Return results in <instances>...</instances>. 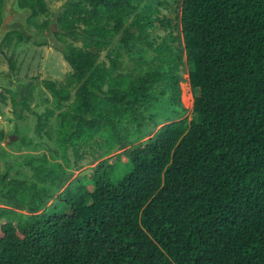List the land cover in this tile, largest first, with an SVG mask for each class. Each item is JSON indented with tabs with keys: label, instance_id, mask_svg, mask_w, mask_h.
Instances as JSON below:
<instances>
[{
	"label": "trees",
	"instance_id": "trees-1",
	"mask_svg": "<svg viewBox=\"0 0 264 264\" xmlns=\"http://www.w3.org/2000/svg\"><path fill=\"white\" fill-rule=\"evenodd\" d=\"M21 3L31 18L49 12L47 0ZM167 4L66 2L54 33L72 70L66 82L45 80L53 98L38 125L55 128L57 154L79 168L94 141L125 147V131L142 125L153 99L172 93L180 102L183 64L196 90L192 115L101 160L90 182L78 174L55 212L46 208L54 187L44 185L55 165L34 166L35 180L0 173L12 206H0V219L17 218L0 223V264H264V0H182L186 59L168 50L137 75L120 71L115 41L137 45Z\"/></svg>",
	"mask_w": 264,
	"mask_h": 264
},
{
	"label": "rangeland",
	"instance_id": "rangeland-1",
	"mask_svg": "<svg viewBox=\"0 0 264 264\" xmlns=\"http://www.w3.org/2000/svg\"><path fill=\"white\" fill-rule=\"evenodd\" d=\"M68 1L47 0L49 12L31 18L25 12L26 6L29 5L22 4L21 0L16 3L15 0H11L13 19L20 22V27L9 31L0 46V74L12 71L16 84L19 83L15 88L0 84V173L10 168L9 178L35 180L34 166L55 165L57 171L54 179L44 184L47 187H54L55 190V193L47 197L46 208L50 212L62 208L58 205V194L78 174L85 173L87 176L85 180L90 182L91 175L101 160L116 161L119 154L127 147L141 145L152 139L162 124L185 116L191 117L194 93H196L190 84L189 65L183 64L179 71L180 102L175 100L172 93L153 99L148 107L143 106L142 125L125 131L127 136L125 147H114L110 150L102 139L94 141L91 152L87 151L83 155V160L80 161L83 162L82 165L73 168L72 155L69 163L62 153L59 155L55 151L57 149L54 140L55 128L45 126L42 132L38 130V125L44 123L45 117L41 118L40 114H44L53 98L45 80L66 82L68 73L72 70L61 51L64 42L59 38L60 35L58 37L54 33L58 30L57 17L63 12ZM167 2V5L160 6L161 19L149 26L147 37L138 40L137 45L125 49L120 46L119 41H115V45L123 53L120 71L137 75L140 68L156 63L158 56L168 50L183 52L186 59L185 51H180L185 46L181 24L182 0H167ZM47 20H50L49 25L40 26ZM22 27L27 31L22 32L20 30ZM12 31H20L31 38L19 39L16 35H8ZM6 32L5 30L4 34ZM167 67L165 65L164 69L167 70ZM8 89L15 92L19 99L25 100L26 104L22 105L20 99V104L16 105ZM57 112L58 109L55 108L53 116L56 117ZM54 120L55 118L52 117L50 122ZM122 159L128 161V157L124 154ZM69 172L71 177L68 178ZM22 199L23 196L20 200L23 204ZM6 205L11 206L0 194V206ZM15 207L19 211L26 212V208L17 205ZM8 219L17 222V218L9 217L0 219V223Z\"/></svg>",
	"mask_w": 264,
	"mask_h": 264
},
{
	"label": "water",
	"instance_id": "water-1",
	"mask_svg": "<svg viewBox=\"0 0 264 264\" xmlns=\"http://www.w3.org/2000/svg\"><path fill=\"white\" fill-rule=\"evenodd\" d=\"M18 0H15V3ZM11 0H4L3 1V9H2V23L0 25V46H1V42L3 41L5 35L11 31V30H15L16 28H19V21L13 19V11L10 8L11 5ZM25 12L28 14V16H31L33 13V9L31 6H26V10ZM5 30L7 31L5 34ZM22 32H26V28L22 27L20 29ZM17 82L14 80L13 78V72H7V73H1L0 74V84L7 86V87H12L15 88L18 84H16Z\"/></svg>",
	"mask_w": 264,
	"mask_h": 264
}]
</instances>
